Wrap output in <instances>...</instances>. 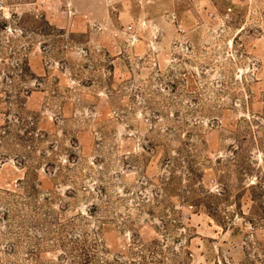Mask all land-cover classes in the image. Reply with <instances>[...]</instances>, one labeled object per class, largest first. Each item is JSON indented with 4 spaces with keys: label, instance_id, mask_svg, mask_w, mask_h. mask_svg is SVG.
Segmentation results:
<instances>
[{
    "label": "rangeland",
    "instance_id": "obj_1",
    "mask_svg": "<svg viewBox=\"0 0 264 264\" xmlns=\"http://www.w3.org/2000/svg\"><path fill=\"white\" fill-rule=\"evenodd\" d=\"M0 264H264V0H0Z\"/></svg>",
    "mask_w": 264,
    "mask_h": 264
},
{
    "label": "trees",
    "instance_id": "obj_2",
    "mask_svg": "<svg viewBox=\"0 0 264 264\" xmlns=\"http://www.w3.org/2000/svg\"><path fill=\"white\" fill-rule=\"evenodd\" d=\"M86 261L89 262L90 261L89 258H87Z\"/></svg>",
    "mask_w": 264,
    "mask_h": 264
}]
</instances>
